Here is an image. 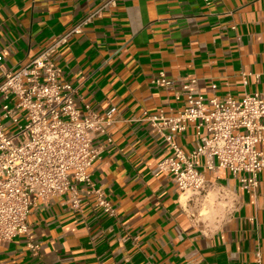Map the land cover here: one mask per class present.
I'll return each mask as SVG.
<instances>
[{
	"label": "crops",
	"instance_id": "1",
	"mask_svg": "<svg viewBox=\"0 0 264 264\" xmlns=\"http://www.w3.org/2000/svg\"><path fill=\"white\" fill-rule=\"evenodd\" d=\"M103 1L0 0V81ZM52 60L81 108L117 118L113 142H95L101 154L90 169L117 216L96 208L89 193L79 211L65 196L39 200L30 236L1 245V264H259L258 251L264 264V172L255 193L224 173L236 206H206L205 231L191 218L203 207L188 209L159 170L169 152L144 116L182 109L189 79L206 99L264 93V0H118ZM161 71L167 86L152 82ZM198 140L193 127L178 138L185 152Z\"/></svg>",
	"mask_w": 264,
	"mask_h": 264
},
{
	"label": "built area",
	"instance_id": "2",
	"mask_svg": "<svg viewBox=\"0 0 264 264\" xmlns=\"http://www.w3.org/2000/svg\"><path fill=\"white\" fill-rule=\"evenodd\" d=\"M118 0H104L79 22L57 36L39 54L18 68L5 71L0 81V246L15 237L31 234L29 217L39 201L65 196L73 210L81 209V196L89 193L94 206L109 217L117 209L105 190L96 186L90 169L101 154L95 142L112 143L117 123L112 113H100L90 105L81 108L76 89L63 81V71L53 55L75 35L101 18ZM3 55L0 54V62ZM169 85L161 71L152 81ZM196 79L182 83L184 107L174 114L145 113L146 120L165 141L169 155L159 164L170 175L194 223L208 231V205L224 200L236 206L233 191L223 185L229 173L243 191L255 193L264 172V93L206 99L195 92ZM215 89L216 86H213ZM193 127L195 148L185 152L178 138ZM18 131V132H15ZM204 163L201 164V159ZM205 207V208H204ZM37 251L38 246L29 244ZM258 263L262 254L257 252ZM1 264V263H0Z\"/></svg>",
	"mask_w": 264,
	"mask_h": 264
},
{
	"label": "bare ground",
	"instance_id": "3",
	"mask_svg": "<svg viewBox=\"0 0 264 264\" xmlns=\"http://www.w3.org/2000/svg\"><path fill=\"white\" fill-rule=\"evenodd\" d=\"M182 201H183L184 204H186V201H187V195H183V196H182Z\"/></svg>",
	"mask_w": 264,
	"mask_h": 264
},
{
	"label": "rangeland",
	"instance_id": "4",
	"mask_svg": "<svg viewBox=\"0 0 264 264\" xmlns=\"http://www.w3.org/2000/svg\"><path fill=\"white\" fill-rule=\"evenodd\" d=\"M15 132H18V131H15ZM205 219L208 220V216H206Z\"/></svg>",
	"mask_w": 264,
	"mask_h": 264
}]
</instances>
